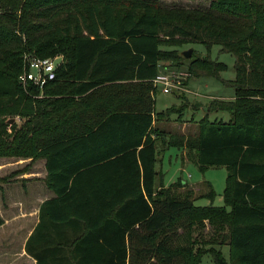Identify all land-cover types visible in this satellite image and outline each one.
<instances>
[{"label": "trees", "instance_id": "1", "mask_svg": "<svg viewBox=\"0 0 264 264\" xmlns=\"http://www.w3.org/2000/svg\"><path fill=\"white\" fill-rule=\"evenodd\" d=\"M206 1L0 0V157L46 159L58 197L42 209L73 204L61 220L87 229L74 264H199L207 252L216 264H264V0ZM192 42L233 53L236 78L233 99L209 107L231 119L205 115L186 135L159 126L188 102L174 91L183 103L156 111L162 62L190 78L227 67L176 48ZM26 53L63 56L56 78L30 92L19 81ZM173 147L202 171L227 169L224 205L210 182L199 196L182 177L165 184L159 156Z\"/></svg>", "mask_w": 264, "mask_h": 264}, {"label": "crops", "instance_id": "2", "mask_svg": "<svg viewBox=\"0 0 264 264\" xmlns=\"http://www.w3.org/2000/svg\"><path fill=\"white\" fill-rule=\"evenodd\" d=\"M193 80L188 82V87L195 94L197 91L191 89ZM173 95L177 97L176 94ZM169 127L170 130L173 129L172 126ZM178 127V133L187 135L186 123ZM182 153L183 156L178 157V153L176 155L184 170L190 161L186 157V151L182 150ZM160 158L158 169H162L165 175L162 163L164 154ZM16 159L15 164L32 161L31 158ZM36 164L14 172H18L19 179L23 181L22 189H0V215L4 219L0 226V264H74L81 259V255L73 247L76 239L85 234L87 229L78 220H61L65 215L77 211L73 204L53 202L42 209L47 201L58 195L47 185L46 159H39ZM4 165L1 164L0 167ZM183 181L186 184L189 182L184 179ZM172 182L174 181H166L165 184ZM0 186L3 188L4 185ZM83 260H93V256L87 255Z\"/></svg>", "mask_w": 264, "mask_h": 264}, {"label": "rangeland", "instance_id": "3", "mask_svg": "<svg viewBox=\"0 0 264 264\" xmlns=\"http://www.w3.org/2000/svg\"><path fill=\"white\" fill-rule=\"evenodd\" d=\"M164 4L174 5L178 4L185 7H208L210 1L206 0H161ZM2 9V8H0ZM170 48V47H169ZM178 50H187L192 49V55H209L213 60L221 61L226 64V69L220 72V76H204V77H191L193 80L191 89L197 91V94H193L191 92H186L188 97L187 107L184 110V115L181 119H177V114H173L170 119L161 121L159 126L165 128L167 131L177 132L178 126L187 124V134H195L198 131V123L205 116L208 115L210 121H219L223 120L224 122H228L231 119V115L229 112L222 111L213 108L210 110L212 101L216 100H225L229 101L233 99L235 88L229 84L236 78V70H235V55L229 51H224L221 45L214 44L210 48H208L205 44L200 42H192L187 43L184 46L176 47ZM191 55V56H192ZM169 62H162L161 67L163 70L165 67H169ZM172 64V63H171ZM189 80V82H190ZM155 108L157 112H161L166 110L168 107L176 104L180 106L183 103L181 98H177L173 94L164 93L160 88L157 89L155 95ZM184 103H186L184 101ZM209 110V111H208ZM14 121L16 120L13 118ZM20 121L19 119H17ZM13 121V122H14ZM175 125V126H174ZM172 126V130L170 127ZM195 126V127H193ZM197 127V128H196ZM184 151V149H183ZM178 157L183 156L182 150H178L175 148H170L165 151V153L160 154L162 156L164 154V158L162 160L163 170L165 172V180L167 182L175 181L177 178L182 177L185 181H189L185 187L193 188L195 191V195L199 196L201 193L208 192L210 187H208L206 182H210L213 185V188L216 192V197L214 198L213 203L215 205H224V197L223 193L227 184V176L229 172L223 166L219 167H208L206 170L202 171L196 166L194 163L190 161V164L185 166L184 170L181 166V163L177 161ZM187 154V153H186ZM159 156V157H160ZM187 157V156H186ZM17 159L14 157H0V165L5 164L4 168L0 170V178L6 177L7 180L0 181V185L3 184V188L0 189H14L19 190L22 189L23 181L19 179L18 172L25 167H30L36 164V161H29V163L24 162L21 164H15L14 162ZM189 160V159H188ZM37 166L39 163L36 164ZM165 181V182H166ZM22 191V190H21ZM211 201L208 198L202 197L196 199L195 203L198 205H207ZM210 229L208 225L207 230ZM224 257L229 260L230 259V248L228 245H223L221 247ZM199 264H216L213 260L211 253H205Z\"/></svg>", "mask_w": 264, "mask_h": 264}, {"label": "built area", "instance_id": "4", "mask_svg": "<svg viewBox=\"0 0 264 264\" xmlns=\"http://www.w3.org/2000/svg\"><path fill=\"white\" fill-rule=\"evenodd\" d=\"M63 60V56L42 57L35 53L24 55L23 71L19 75V81L26 92L30 88L38 86L43 88L48 82L56 78V69ZM190 73L185 69L164 68L154 78L156 89L160 88L164 93L173 94L174 91L191 92L188 87ZM197 94V93H196Z\"/></svg>", "mask_w": 264, "mask_h": 264}, {"label": "water", "instance_id": "5", "mask_svg": "<svg viewBox=\"0 0 264 264\" xmlns=\"http://www.w3.org/2000/svg\"><path fill=\"white\" fill-rule=\"evenodd\" d=\"M192 49L190 48V49H187V50H184L183 52H182V54L186 57V58H189V57H191V55H192ZM230 174V173H229Z\"/></svg>", "mask_w": 264, "mask_h": 264}]
</instances>
